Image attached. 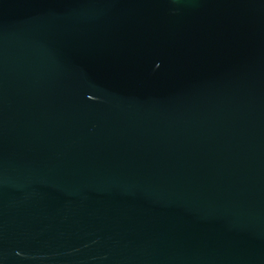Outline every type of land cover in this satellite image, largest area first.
<instances>
[{
	"label": "water",
	"instance_id": "water-1",
	"mask_svg": "<svg viewBox=\"0 0 264 264\" xmlns=\"http://www.w3.org/2000/svg\"><path fill=\"white\" fill-rule=\"evenodd\" d=\"M0 264H264V0H0Z\"/></svg>",
	"mask_w": 264,
	"mask_h": 264
}]
</instances>
